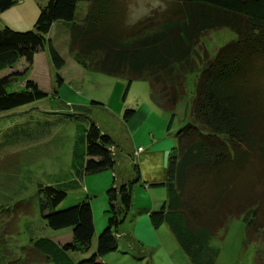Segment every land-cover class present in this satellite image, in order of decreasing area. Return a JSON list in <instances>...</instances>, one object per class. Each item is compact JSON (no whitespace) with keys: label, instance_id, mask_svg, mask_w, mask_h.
<instances>
[{"label":"trees","instance_id":"16d2710c","mask_svg":"<svg viewBox=\"0 0 264 264\" xmlns=\"http://www.w3.org/2000/svg\"><path fill=\"white\" fill-rule=\"evenodd\" d=\"M129 1L48 0L32 30L0 31V71L20 59L29 70L45 44L50 62L60 70L65 62L45 37L53 24L64 22L74 63L86 71L125 79V92L133 82H148L150 101L170 114V126L186 95L187 75L199 70L189 114L174 133L176 146L160 185L166 199L159 209L146 213L152 227L169 228L189 264H215L218 254L209 242L231 219H241L244 244L255 245L254 264H264V86L253 81L264 74V0H175L134 23L127 22ZM80 2L87 8L77 18ZM15 3L0 0V12ZM220 29L230 31L233 38L214 56L199 55L202 35ZM257 62L262 66L257 68ZM19 74L0 78V112L48 97L32 81H26L22 91L8 92ZM57 84H63L59 76ZM134 112L125 110L124 122ZM74 121L73 175L61 186L38 188L47 227L72 229L69 243L45 238L33 242L32 248L52 264H75L68 253H87L94 236L89 196L58 210L67 195L61 188L78 189L84 176L113 173L116 167L114 140L94 122L86 127L76 117ZM139 184V167L134 164L131 179L106 190L107 225L97 237L95 253L76 264H105L101 258L117 251V230L133 208V190ZM10 234H0V255L6 246L3 238Z\"/></svg>","mask_w":264,"mask_h":264},{"label":"rangeland","instance_id":"374dc122","mask_svg":"<svg viewBox=\"0 0 264 264\" xmlns=\"http://www.w3.org/2000/svg\"><path fill=\"white\" fill-rule=\"evenodd\" d=\"M170 1L175 0H130L127 22L134 23L148 16L154 9L164 8ZM47 2L48 0H16L10 9L0 12V31L5 27L18 32L32 30L39 9ZM86 8V3H79L77 18L84 15ZM158 13L160 14L159 11ZM68 28V24L64 22H56L45 37L65 62L60 70H56L50 62L48 45L45 44L44 50L36 54L29 70L25 71L26 62L20 59L11 68L0 71V78L11 73H20L7 88L8 92L22 91L24 83L32 81L48 94L45 99L0 112V234L13 233L3 238L6 246L1 251L0 264H52L32 248L33 242L41 238L50 239L57 244L71 242V228L52 230L47 227L39 208L42 197L38 194V188L61 186L59 184L65 183L73 175L71 164L75 117L79 124L86 127L94 122L117 146L115 174L105 171L84 176L80 188H61H64L67 195L58 205V210L78 204L89 196L93 216L94 236L89 251L68 253L69 258L76 264L95 253L97 237L107 225L106 211L109 204L106 190L119 186L123 179L129 180L133 175V165L136 162L128 151L129 141L124 134V111L138 110L141 105H146L156 113H165L151 104L148 82H133L125 92V79L86 71L74 63L67 50ZM232 37L227 29L207 31L200 39L198 54L202 56L206 52L212 57ZM255 65L260 67L261 62ZM57 76L63 79L61 86L57 84ZM198 76L199 70L187 75L186 95L178 105L172 134L184 124L189 114ZM253 81L264 86V74ZM144 123L149 130L153 127L157 129L159 125L151 117ZM172 138L174 147L176 139ZM142 191L134 188L130 215L144 203L140 196ZM153 192L156 194L152 195L159 197L157 193L161 190ZM162 192L166 194L165 188H162ZM129 218L117 230V251L105 255L100 261L105 264H162L164 260H169L171 264H174L173 261L184 264L179 255L189 261L166 225L161 228L164 229L160 234L164 248L160 252L145 248L141 255L133 250V246L123 236V233H128ZM244 238L243 221L231 219L226 230L209 242L208 247L216 250L218 254L215 264H254L255 245L244 244ZM150 240L152 237L148 241L154 243ZM141 256L145 258L137 260Z\"/></svg>","mask_w":264,"mask_h":264},{"label":"crops","instance_id":"0c3cea01","mask_svg":"<svg viewBox=\"0 0 264 264\" xmlns=\"http://www.w3.org/2000/svg\"><path fill=\"white\" fill-rule=\"evenodd\" d=\"M256 79H258V76ZM141 106L138 110L134 109L133 117L128 122H124V134L129 141L128 151L134 157L139 167L141 184L135 186V188L143 190L142 193L140 192V196L144 203L137 208L135 213L128 214L127 219L130 215V225L127 230L128 233H123V236L126 238L127 243L133 246V250H137L142 255L145 248H153L157 252H160L164 248V244L160 238V234L164 230L161 229L163 225L158 228L152 227L147 213L159 209L166 199V194L162 192V188L164 187L160 185L166 178L167 158L173 148L172 137H174V133L172 134V129L176 117L169 126V113H167L168 115H165L166 112L156 113V111L149 109L146 105ZM142 113L143 115H141ZM150 117L159 122L157 129L153 127L149 130L144 126V122ZM140 148L141 150H139ZM113 173L115 174V172ZM156 190H161V192L157 193L159 197L154 196L156 193L153 191ZM153 193L154 195H152ZM151 237L152 240L150 241H154V243L148 241V238ZM141 242L146 243L148 246L145 247ZM179 256L180 261H183L184 264H189V261L181 255ZM144 258L145 256H141L137 260ZM173 262L174 264H179L175 261ZM162 264H171V262L164 260Z\"/></svg>","mask_w":264,"mask_h":264}]
</instances>
